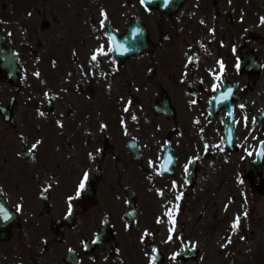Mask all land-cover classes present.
<instances>
[{
	"label": "flooded vegetation",
	"instance_id": "flooded-vegetation-1",
	"mask_svg": "<svg viewBox=\"0 0 264 264\" xmlns=\"http://www.w3.org/2000/svg\"><path fill=\"white\" fill-rule=\"evenodd\" d=\"M132 1L136 10L124 16L122 7ZM102 9L107 12L103 27ZM131 16L145 25L150 46L138 57L121 60L114 55L110 39L122 34ZM163 20L166 28L161 27ZM171 21V17L155 9L142 7L139 0L122 4L113 0H0V34L21 41L15 45L21 64V90L23 95L30 94L28 101H39L37 111L45 114L28 115L34 122L36 141L42 143L32 149L28 158L31 162L23 168V196L14 202L5 200L10 218L1 220L9 227V238L0 241V248L18 250L22 257L16 264H67L69 251L76 254L79 264H86V257L99 246L111 244L110 252H114L117 230L112 216L116 208L119 211L125 206L119 222L125 227L124 213L130 206L132 192L123 190V186L139 177L150 158L147 152L161 149L168 140L173 150L180 148L175 153L176 161L180 157L186 159V138L198 131L202 136L218 131L219 125H210L221 123L231 104L234 113L243 110L241 105L247 102L244 100L249 92L245 90H251L249 85L244 86L238 104L224 101L225 106L213 108V94L223 83L231 84L234 95L243 90L233 63L231 68L228 59H224L221 75L206 76L192 61L188 63L185 50L174 48L181 42L180 23ZM163 31L170 33V40L161 39ZM33 40L36 45L32 49L29 43ZM101 45L97 61H91L93 51ZM26 52L35 66L27 65ZM37 72L39 76L35 75ZM0 80H5L1 68ZM133 80L141 85L134 87L136 92L131 88ZM146 81L152 83L151 90H159L149 101H141ZM163 95L168 105L162 112ZM129 101V111L124 112ZM131 114L137 116L136 121ZM121 119L126 123L127 134ZM58 121L63 122L62 128ZM101 124H107V128L101 129ZM154 141L158 142L155 147ZM130 146L139 152V161L130 154ZM194 169L197 173L196 166ZM84 171L89 173L86 184H93L96 189L94 202L92 194L85 192L86 187L76 195ZM49 183L53 186L44 191ZM69 196L73 197L71 214ZM135 198L131 200H135L138 209ZM117 200L122 204L115 207ZM18 205H23V210H18ZM104 216L110 233L90 253H85L87 235L97 232ZM134 222L128 230L134 228ZM111 235L113 240L107 238Z\"/></svg>",
	"mask_w": 264,
	"mask_h": 264
},
{
	"label": "rangeland",
	"instance_id": "rangeland-1",
	"mask_svg": "<svg viewBox=\"0 0 264 264\" xmlns=\"http://www.w3.org/2000/svg\"><path fill=\"white\" fill-rule=\"evenodd\" d=\"M113 1L121 4L127 2V0ZM122 8L124 16L136 10L134 1ZM262 16H264V0H231V3L229 0H188L182 10L171 17L173 22L178 20L180 30L182 26L184 27L180 31L181 42L174 48L180 52L187 50L188 57L195 61L197 68L204 69L205 65L206 71H215L218 62H224V59H228V65L232 68L234 57L237 63L238 55L235 56L233 49L237 50L238 47L247 48L261 60V70L256 76L250 77L242 71L235 70L236 79L252 88L244 100L247 102L243 110L236 115L237 143L239 142L240 145L236 152L229 153L222 148L218 131L210 133L214 134L211 138H204L198 133L194 138L195 148L190 143L183 153V156L198 158V174L192 185L188 184L182 171L190 170L189 164L184 159L181 158L174 177L160 176L155 162L160 150L154 148L148 151L147 155L150 158L147 159L143 171L139 172V177L133 180L126 175L132 182L128 186L127 184L123 186V190L126 188L127 191L135 192L140 205L138 222L127 234L130 241L126 243L128 238L119 223L125 209V206H121L119 211L115 209L112 216L117 230L115 239L117 248L114 252H110L111 244L99 246L86 257V264H150L153 247L163 254V261L156 264H228L230 256L234 258L235 264H264V162L256 169L263 179L260 193L252 189L248 179L244 177L252 169L250 160L254 158L248 153L253 151L252 148L257 141L264 139V122L262 129H253L251 125V119L256 116L257 109L264 107V24L260 22ZM181 20L185 21L181 22ZM165 23L163 20L162 28H166ZM215 28L217 36L220 29L224 34V46L221 49L215 47V33L210 31ZM204 31L205 34L202 33ZM16 43L21 44L19 40ZM35 45L36 42L33 40L29 43V48L33 49ZM205 47L207 52L204 50ZM206 53L211 57L208 64L204 63L203 58ZM238 56L243 57L241 53ZM26 62L28 66L36 65L27 52ZM158 82L154 84L158 85ZM132 83L131 88L136 92L134 87L141 85L135 80ZM151 86L152 83L146 81L143 88L145 95L143 97L140 95L141 101H149L155 91L158 93L159 87L151 90ZM139 89L138 93L141 92L142 87ZM27 92H30L29 88ZM11 93L8 85L1 81L0 103L7 104ZM13 93L16 97L14 107L16 127L10 128L0 117V191L9 185L4 190L5 195L23 196V166L26 167L30 161L24 160L20 153L35 142L36 131L31 128L34 122L33 124L30 122L28 115L39 113L36 109L39 101H28L31 99L30 96L28 97L30 94L23 95L21 89ZM245 117H247V127H245ZM32 119L35 120L34 117ZM218 140L220 146L215 145ZM121 159L124 160V156ZM129 173L132 175L133 171L130 170ZM138 178L141 182H138ZM157 189L163 190V196L157 192ZM222 194L225 195L219 200ZM13 198L17 199V197ZM238 202L239 208L227 209L232 203ZM118 203L122 204V201L117 200L113 204L118 207L120 206ZM21 208L23 210V205ZM242 210L248 213L246 221L239 222L238 228L233 231L234 220L231 218V213L238 214ZM169 211L171 216L166 214ZM69 235L71 236L72 233ZM170 235L171 240L168 239ZM142 236H144L143 242ZM229 236L232 243L222 248L221 244L227 243ZM88 238L90 234L87 235ZM185 242L188 243L189 248H196V259L181 260L178 256L175 261L171 260V254L180 253ZM65 246L62 245L63 248ZM21 257L18 250L0 248V264H16L17 259Z\"/></svg>",
	"mask_w": 264,
	"mask_h": 264
},
{
	"label": "snow or ice",
	"instance_id": "snow-or-ice-1",
	"mask_svg": "<svg viewBox=\"0 0 264 264\" xmlns=\"http://www.w3.org/2000/svg\"><path fill=\"white\" fill-rule=\"evenodd\" d=\"M144 3H145V0H141V4H144ZM229 3H231V0H229ZM29 15H31V13H29ZM101 15L103 16L104 19H101V21H100V25H101V27H103V26H104V22H105V20L107 19V12H106L105 10L102 9V10H101ZM241 19H242V18H241ZM260 22H261L262 24H264V16H262V17L260 18ZM201 23H204V21H201ZM210 31H212V32L214 33L215 29H210ZM102 49H103V45H101L100 48L95 49V50L93 51V54H92V56H91V61H93V62L97 61V54L100 53V52L102 51ZM233 50L235 51V49H233ZM74 54H75V53H74ZM189 62H191V57H189ZM220 64H221V66L223 67V62H222V61H220ZM237 67H239V65H237ZM35 75L39 76L40 73L37 72V73H35ZM111 87H112L111 85H108V88H109V89H111ZM214 87H215V86H214ZM229 91H231V90L229 89ZM46 95H47V94H46ZM227 98H228V97L225 96V99H227ZM121 99H123V98H121ZM130 103H131V102L129 101L128 104L123 108V111H124V112H128V111H129ZM241 107L243 108L244 106L241 105ZM39 115L43 116V115H45V114H44L43 112H40ZM131 119H132L133 121H136V120H137V116H136L135 114H131ZM252 123H253V124L256 123V119H255V118H253ZM58 124L60 125L61 128L63 127V122H62V121H58ZM121 124H122V125H125V134H127V131H126V123H125V121H124L123 119H121ZM247 126H248V124H247V117H245V127H247ZM100 127H101V129H105V128H107V124H101ZM253 138H254V139H258L257 137H253ZM41 143H42L41 140H37L36 143L32 145V148L28 149V151H29V152H32V149H35V148L37 147V145H39V144H41ZM259 143H260L261 147H260L259 151L256 153V155H257L259 158L264 159V139H261V140L259 141ZM245 150L247 151V149H245ZM248 154H249V155H252L253 153H252V152H249ZM89 155L91 156L92 153H89ZM151 164H152V162L150 161V165H151ZM185 170H187V169H185ZM88 179H89V173H88L87 171H84V172L82 173V179L79 181L78 186H77V190H76V195H77V196H79V195L81 194V192L85 189V187H86V182L88 181ZM241 182H242V181H241ZM173 184H175V181L173 182ZM52 186H53L52 183H49V184L47 185V187L44 189V191H48V189H50ZM157 192H158L161 196H163V190H161V189H157ZM182 195H183V194L181 193L180 196H182ZM179 198H180V197L178 196L177 199H179ZM67 199H68V213L71 214V212H72V203H71V202H72V200H73V197L69 196ZM21 207H22V205H18V206H17L18 210H19ZM226 207H227V206H226ZM0 212H3V218H4L5 220H7V219L10 218V216H9V214L7 213L6 210L0 208ZM166 214L169 215V216H171V212H170V211L167 212ZM247 215H248V213H247V211H245V212L243 213V216H244V217H247ZM240 218H241L240 214H237L235 220L232 222V228H233V231H235V230L238 228ZM158 222H160V221H159V218H158ZM173 223H174V221H173ZM173 231H174V229H173ZM145 234H147V230H145ZM168 239H169V240L172 239L171 235L168 237ZM181 239H182V237H181ZM241 239H244V237H241ZM143 240H144V236L141 237V241H142V242H143ZM94 242H95V241H94ZM230 243H232V239H231V237L229 236V237H227V243L221 244V247H222V248H226V247L228 246V244H230ZM156 253H157V249H156L155 247H153V249H152V255H151V257H150V264H156V261H157V255H156ZM145 255H148V253H145ZM179 255H180L179 252H174V253L171 254L170 259L173 260V261H175ZM201 259H202V257H201Z\"/></svg>",
	"mask_w": 264,
	"mask_h": 264
},
{
	"label": "water",
	"instance_id": "water-1",
	"mask_svg": "<svg viewBox=\"0 0 264 264\" xmlns=\"http://www.w3.org/2000/svg\"><path fill=\"white\" fill-rule=\"evenodd\" d=\"M184 0H164L165 3H169L168 6L163 9L162 8V5H163V0H156L154 2L158 3L159 5V8L162 9V10H165L167 12H172L180 3H182ZM146 3H148V0H145ZM132 25H135V23H132ZM140 48H143V46H139V47H133V51H135L136 49H140ZM10 51L9 50V53L8 55H6L5 53H2V60H3V63L2 64H6V63H11V72L14 74L15 72V65H16V62H15V59L12 58L10 56ZM251 66H253V72H255L257 70V65H252L249 64ZM3 115H4V118H6L7 120L9 121H12V112H11V109H6L4 112H3ZM229 134L232 135V129H229ZM163 172H166L163 170ZM230 264H233V259L230 260Z\"/></svg>",
	"mask_w": 264,
	"mask_h": 264
},
{
	"label": "bare ground",
	"instance_id": "bare-ground-1",
	"mask_svg": "<svg viewBox=\"0 0 264 264\" xmlns=\"http://www.w3.org/2000/svg\"><path fill=\"white\" fill-rule=\"evenodd\" d=\"M202 33H205V31L204 32H202ZM223 38H224V35L222 34V33H219V35H218V37H217V44L218 45H222V41H223ZM226 194V193H225ZM225 194H222L221 196H220V199L219 200H221V199H223V196L225 195ZM237 206V207H236ZM231 208H234V209H237V208H239V202L238 203H235V204H231V205H229L228 207H227V209H231ZM245 212V210L243 211H240L238 214H240V216H241V218H240V223H243V222H245L246 221V217H244L243 216V213ZM236 216H237V214L235 213L234 214V212H232L231 213V218L233 219V220H235V218H236ZM248 216V215H247ZM250 224H251V222H250Z\"/></svg>",
	"mask_w": 264,
	"mask_h": 264
}]
</instances>
